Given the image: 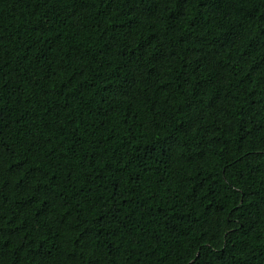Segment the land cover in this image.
I'll list each match as a JSON object with an SVG mask.
<instances>
[{
	"label": "trees",
	"instance_id": "1",
	"mask_svg": "<svg viewBox=\"0 0 264 264\" xmlns=\"http://www.w3.org/2000/svg\"><path fill=\"white\" fill-rule=\"evenodd\" d=\"M0 264H264V0H0Z\"/></svg>",
	"mask_w": 264,
	"mask_h": 264
}]
</instances>
